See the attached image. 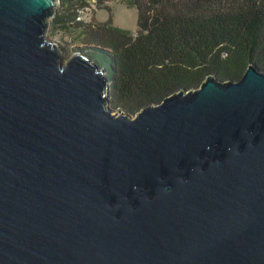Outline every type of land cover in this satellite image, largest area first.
I'll return each mask as SVG.
<instances>
[{
  "label": "water",
  "instance_id": "95a60500",
  "mask_svg": "<svg viewBox=\"0 0 264 264\" xmlns=\"http://www.w3.org/2000/svg\"><path fill=\"white\" fill-rule=\"evenodd\" d=\"M60 2L0 0V264H264V69L133 116Z\"/></svg>",
  "mask_w": 264,
  "mask_h": 264
},
{
  "label": "trees",
  "instance_id": "16d2710c",
  "mask_svg": "<svg viewBox=\"0 0 264 264\" xmlns=\"http://www.w3.org/2000/svg\"><path fill=\"white\" fill-rule=\"evenodd\" d=\"M91 1H63L52 33L95 45L82 50L105 66L113 105L130 114L209 75L239 80L250 64L264 69V0H93L110 18L85 24L80 10ZM113 2L137 9L135 31L114 24Z\"/></svg>",
  "mask_w": 264,
  "mask_h": 264
},
{
  "label": "rangeland",
  "instance_id": "374dc122",
  "mask_svg": "<svg viewBox=\"0 0 264 264\" xmlns=\"http://www.w3.org/2000/svg\"><path fill=\"white\" fill-rule=\"evenodd\" d=\"M60 4L57 8V10L60 8L62 9V2L68 1V0H60ZM111 10L113 14V22L115 25L128 29L131 31H135L137 29V16L138 12L136 8H129L123 3L120 2H113L111 5ZM79 15V13H78ZM80 17L81 21L85 24H98L101 22L108 21L110 18V11L107 9H100L98 5L92 0L91 4L86 10H80ZM54 23L52 25V31H48L47 36L50 39L56 40L59 42V45L62 49V59L63 61H66L68 58H70L74 53L82 52L83 54H86L83 48H85V51L91 52V49L95 47L93 44H87L83 41L78 40V33L74 36L65 34L64 39L61 38L60 33L53 34L52 32L56 29L53 28ZM60 36V37H59ZM101 66V65H100ZM101 68H105V66H101ZM108 75V74H107ZM111 92V90H110ZM113 105V103H112ZM113 107H115L113 105ZM126 112V111H125ZM133 115V114H132ZM136 116V115H133Z\"/></svg>",
  "mask_w": 264,
  "mask_h": 264
}]
</instances>
